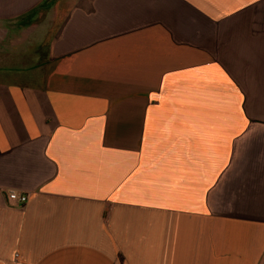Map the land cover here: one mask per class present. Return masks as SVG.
Here are the masks:
<instances>
[{
	"label": "crops",
	"instance_id": "obj_1",
	"mask_svg": "<svg viewBox=\"0 0 264 264\" xmlns=\"http://www.w3.org/2000/svg\"><path fill=\"white\" fill-rule=\"evenodd\" d=\"M0 264H264V0H0Z\"/></svg>",
	"mask_w": 264,
	"mask_h": 264
},
{
	"label": "built area",
	"instance_id": "obj_2",
	"mask_svg": "<svg viewBox=\"0 0 264 264\" xmlns=\"http://www.w3.org/2000/svg\"><path fill=\"white\" fill-rule=\"evenodd\" d=\"M6 196L7 199L11 202H18V203H22L25 201L26 197L24 195H21L19 193H17L15 190L13 189H9L6 191Z\"/></svg>",
	"mask_w": 264,
	"mask_h": 264
}]
</instances>
